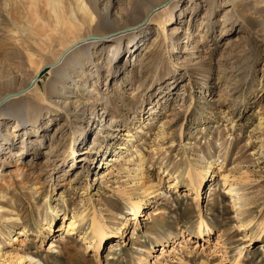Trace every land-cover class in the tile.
Wrapping results in <instances>:
<instances>
[{"label": "rangeland", "instance_id": "obj_1", "mask_svg": "<svg viewBox=\"0 0 264 264\" xmlns=\"http://www.w3.org/2000/svg\"><path fill=\"white\" fill-rule=\"evenodd\" d=\"M48 1L0 0V37L26 35L32 44L16 94L2 93L1 101L45 103L53 55L41 40L56 45L62 36L51 8L72 19L83 14L77 0ZM244 1L248 18L225 0H168L146 16L138 34L145 44L132 56L125 42L109 75L102 72L96 106L71 104V114L51 106L34 135L11 136L14 118L0 119V264L15 255L21 264H264L257 230L264 221V0ZM76 41L56 46L57 56ZM111 43L96 48L99 66L109 62ZM84 69L90 88L96 66L89 60ZM22 139L26 155L2 153L5 141L15 148ZM85 149L89 160L78 161ZM117 153L121 160L100 178L106 157ZM228 183L240 200L226 193ZM136 200L144 215L132 219ZM71 220L77 228L65 242ZM201 220L208 230L198 233ZM93 221L112 236L88 248Z\"/></svg>", "mask_w": 264, "mask_h": 264}, {"label": "bare ground", "instance_id": "obj_2", "mask_svg": "<svg viewBox=\"0 0 264 264\" xmlns=\"http://www.w3.org/2000/svg\"><path fill=\"white\" fill-rule=\"evenodd\" d=\"M50 1H52L53 3L56 2L57 0H50ZM166 1L168 0H77L78 5L76 8L79 12H82L83 14L75 15L73 19L65 17L64 13L62 12L63 13L62 14L60 11H58L60 9L57 10V8H55L56 6L54 5L55 7H52L51 9L52 12H55L56 15L55 18L53 17L52 19L56 21L55 23L61 26L62 36L59 37L56 45L52 44L54 40L50 36L47 37L45 35L47 37V39L45 38L47 42L41 40L42 45L47 46L48 50L50 49L52 50V52L50 53H52L53 55V59H52L53 62L49 64V66H52L51 77L44 84V88H42L43 89L42 95L45 101L43 105H39L37 103L19 101V100L1 101L2 98L6 95L16 94L15 91L17 89H15L14 84L16 83L17 78L21 76L22 72L24 71V67L26 66L28 60L26 51L31 50L32 44L29 42L26 35L21 36L20 34V38L18 39H14L15 38L14 36L18 37L19 35H11V34H8L7 36L9 37L7 38L0 37V119H4L6 117L14 118V124L16 128L14 129L11 136L15 135V132L21 129H24L22 134H25L26 131H27V135H29L30 133L31 135L36 134L39 129L38 126L43 118V112L47 110V113H50L53 110L51 106L62 108L69 114L72 113L70 111L71 104L72 105L78 104L81 105L82 107H86L87 105L96 106L97 103H99V99H98L99 92L95 88V83L98 81L99 78H102L104 76L102 72L105 71L106 75L107 76L109 75L108 73L110 67H108V64L110 63V61H113L115 57L119 56L120 51L125 45V42L126 43L132 42V45L129 48H127L129 52L132 51L130 52L132 56L134 52L138 51L145 44V38L138 37V34L144 32V30L148 26V24L146 23L147 20L146 16L153 8L166 3ZM230 1L225 0L223 6L232 3L233 5H235V10H237L242 16L248 18L247 14L245 13L247 9H245L244 7L246 5L245 3H247L246 1L244 0H230ZM26 5L27 4H25V6ZM176 6H177L176 3H174V5L171 8L169 17L171 16L173 17L172 12ZM222 17L225 18V20H229L231 18V13L229 11H226L224 12ZM0 18H2L1 14H0ZM1 20L3 21L5 19H1ZM30 20H31L30 22L32 23L36 19L33 20L30 19ZM53 25H55L54 22ZM15 33H19V31L15 30ZM38 33L39 36L43 34L41 31H38ZM116 34H118V36H115ZM186 34H187V38H189L190 32L187 31ZM90 37H92L93 39L92 38L88 39ZM73 41L80 43L72 49H66L64 52H62L61 55L57 56V51L56 53L54 51L56 46H60L64 49L70 42ZM108 41H112L111 43L112 47L108 49V52H110L108 57L109 62H107L106 64L104 63V65L100 64L99 66L97 62L98 60L94 58L96 54V48L98 46H104ZM118 43H121V45L120 46L117 45ZM89 60H92L93 64L96 66V73L93 74L95 80L93 84L90 86V88L89 86L88 87L86 86V83L87 80L89 79L88 77L92 75V73L90 72V70L87 71L84 69L85 63H87V61ZM39 69L40 68L37 67L34 70L33 74L30 76V78L25 84H28V82H30L34 78V76L39 72ZM138 88L139 86H137L136 89ZM2 93H4V96L1 95ZM75 98L78 99L73 100ZM49 120L51 121L52 119L50 118ZM115 121H116L115 117L111 116L108 126L112 127ZM139 132H141V130ZM131 136L133 137L134 135L132 134ZM9 138H4V139H9ZM128 141H130V139ZM4 143L7 144V147L6 150L2 152L3 154H8V156H13L17 158H19L20 155L27 154L26 141H24L23 139L19 142V145H17L15 148L13 143L11 142L7 143V141H5ZM95 145L96 142L93 140V145L91 146L92 152L94 151V149H96ZM121 148H126V147L121 146ZM136 150H137V157L140 159L139 165L137 166L138 171L136 176H139V178L142 179L141 177L143 174L142 153L140 152L139 148H137ZM88 152L90 151H87L86 149L81 151L80 152L81 156L77 160L88 161L89 158L83 156L84 154L86 155V153ZM72 153H75L74 148H72ZM106 158H108V161H106L105 163L106 168L104 169L103 172L100 173V178H104L106 175H108L111 172L109 170L110 166L112 167L113 165H115L114 164L115 162L121 160V153H117L116 155H112V156L110 155L109 157ZM204 172L207 171L205 169H202L200 173H197L199 181L202 180ZM222 178H224L223 179L224 182L225 181L228 182V176H224ZM187 181L190 184L194 183V180L192 177H190V175H187ZM226 187H227L226 193L230 194L231 197H234L238 200L241 199L239 191L237 187L234 186L233 183H228ZM131 206H132L131 207L132 214H134V217L132 219L136 218L137 216L144 215L142 214L140 200L132 201ZM49 208L51 209L52 212H55V214L57 213V210H55L56 207L54 208L49 207ZM249 223H247V226L249 225ZM91 227H92L91 232H92L93 243L92 244L88 243L87 244L88 248H92V246L97 247L103 236L105 235L109 237L112 236V234L104 232L102 227H100V225L95 221L92 222ZM204 227H206V230H208L207 224L201 220L200 223L198 224L197 232L201 233ZM76 228H77L76 220H71L70 222L67 223V226H64L63 230L65 231V236H64L65 242L69 241L70 235L75 232ZM121 228L122 226L120 227V229ZM257 230L259 232L261 239L262 236H264V221L258 224ZM54 242L56 243V240L50 243L49 245L50 249L57 247V245ZM115 246H117L116 242L109 243V248H110L109 250L111 251L112 247L115 248ZM163 246L165 245L163 244ZM163 249L164 247L162 248V250ZM260 249L263 250L261 251L263 252L264 255V244L262 245V247H260ZM28 258L30 260L32 259V257L29 256ZM21 261H22L21 257L15 255V257H12L11 261H8L7 264H21ZM236 263L238 262L235 261L234 264ZM1 264H3V262H1ZM138 264H142V263L139 262Z\"/></svg>", "mask_w": 264, "mask_h": 264}]
</instances>
